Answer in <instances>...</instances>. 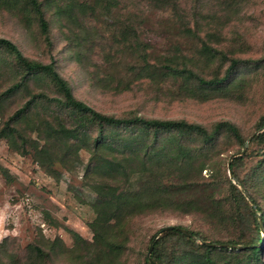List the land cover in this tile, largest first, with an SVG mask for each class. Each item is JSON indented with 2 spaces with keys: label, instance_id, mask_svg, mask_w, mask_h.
<instances>
[{
  "label": "rangeland",
  "instance_id": "1",
  "mask_svg": "<svg viewBox=\"0 0 264 264\" xmlns=\"http://www.w3.org/2000/svg\"><path fill=\"white\" fill-rule=\"evenodd\" d=\"M39 1L48 21V40L34 13L24 8L23 3L15 6L4 0H0V37L10 40L29 60L41 63L54 60L56 70L68 82L74 96L96 110L116 116L137 114L146 118L185 119L208 129L218 121L232 122L247 139L239 148L226 131L218 135L212 145L213 153L225 166L235 157L232 155L238 156L247 147L250 136L258 132L255 123L264 112L263 75L257 83L251 82L243 101L216 96L218 93L214 92H208L214 96L206 100L185 88L181 77L153 81L132 74L130 67L136 66L138 53L124 48L121 42L123 33L132 37L127 31L134 27L139 49H146L153 63L163 64L166 57L176 55L178 68L185 65L208 79L223 74L233 57L249 58L252 63L264 59V0H179L175 13L160 10L154 0H102L101 4H95L96 0ZM67 4H74V11L82 4L96 5L93 17L85 21L86 27L79 25L83 31L69 23ZM203 42L218 50L215 58L210 59L204 53ZM236 71L234 78L255 76L253 71L241 67ZM23 73L24 69L14 65L9 52L0 47V93L19 81ZM40 77L29 81L28 89L21 88L2 100L0 126L30 93L46 90L48 81ZM31 128L32 125L25 127L37 139V131ZM89 158V153L80 149L78 160L72 158L67 166L56 161L52 166L55 179L37 164L32 153L21 155L0 139V165L10 175L6 180L0 172V242L7 237V255H1L0 264L29 263L30 244H38L50 253V258L41 264H82L75 256L80 251L75 245V234L92 241L89 223L95 217L91 203L96 193L89 185ZM261 169L256 174L259 177L249 181L259 193L258 221L261 216L264 218V184L260 183L264 179V166ZM225 172L230 177V171ZM201 174L199 180H208L210 173L204 169ZM214 191L217 199H225L229 194L225 180L220 179ZM210 192L211 187L191 194L206 200ZM202 200L199 209L186 214L175 204L130 219L122 234V238L127 237V249L121 257L123 264H143L151 236H159L160 230L169 225L186 227L209 240L222 242L250 241L256 235L254 223L249 229L241 224L234 204L225 208L223 217L216 219L210 215L209 203ZM259 234L264 238L262 225ZM257 246H262L259 262L264 264V245L257 242ZM167 247L165 244L164 248ZM237 249L227 248L226 252L233 256L220 264H235L246 258V252Z\"/></svg>",
  "mask_w": 264,
  "mask_h": 264
},
{
  "label": "trees",
  "instance_id": "2",
  "mask_svg": "<svg viewBox=\"0 0 264 264\" xmlns=\"http://www.w3.org/2000/svg\"><path fill=\"white\" fill-rule=\"evenodd\" d=\"M4 1L15 6L23 3L24 8L34 13L41 32L48 40V21L39 0ZM101 1L96 0L95 4H101ZM178 1L154 0L160 10L174 13ZM95 4L79 5L80 12L73 10L74 4H67L69 23L83 31L79 25L85 26V21L93 17ZM111 6L104 5L105 8ZM177 16L182 19V16ZM185 29L191 31L189 28ZM127 33L132 37L128 38L129 35L123 33L122 46L135 51L139 57L136 66L130 67L132 74L138 75L140 79L153 81L181 77L185 88L193 94H200L206 100L214 96H210L208 92H214L218 93L216 96L243 101L247 98L251 82L257 83L264 76V59L252 63L249 58L233 57L229 59L223 74L208 79L185 65L178 68L176 55L166 57L163 64H155L146 49H139L140 41L135 28L130 27ZM0 47L9 52L15 66L24 69L20 80L0 93V104L11 93L21 88L28 89L29 81L33 79L41 76L39 79L45 77L48 81L45 84L46 90L30 93L28 99L3 120L0 139H4L10 149L21 155L32 153L37 164L55 179L57 176L54 175L52 166L56 161L67 166L72 158L78 160L80 149L86 150L90 155L89 185L96 193L95 200L91 203L95 217L89 223L93 239L88 241L75 234V245L79 252L83 251L75 254L79 262L123 264L121 257L127 249V237L122 238V234L130 219L175 204L185 214L199 209L202 199L191 192L211 187L210 195L202 200L209 203L210 215L220 219L225 215V208L234 204V211L241 224L249 229L251 223H254L256 235L250 241L222 242L209 240L198 231L182 227L191 233L188 236L176 229L181 226L169 225L172 228H162L159 236L152 235L149 240L152 245L151 264H220L233 256L226 252L227 248H238V251L246 252V258L237 260L235 264H243L244 260H247L244 264H261L259 255L262 246H257V242L264 245V238H260L259 234L261 225L264 226V218L261 216L260 221L257 219L256 212L261 208L259 193H256V188L249 181L250 178H258L256 174H260L264 166V112L255 123L258 132L250 136L244 153L233 157L228 167L214 157L216 153H213L212 145L218 135L226 131L241 148L247 138L234 123L218 121L208 129L185 119L103 113L74 96L68 82L56 70L54 60L51 59L49 63L29 60L10 40L3 37H0ZM202 49L210 59L218 54L217 49L205 42ZM239 67L253 71L255 76L252 74L234 78ZM98 80L105 81L102 78ZM31 125L33 128L30 130L37 131V139L32 138L25 129ZM204 169L210 173L208 180H199ZM226 169L230 171V177H227ZM0 172L6 180L10 178L6 167L0 165ZM220 179L225 180L229 189L225 199L214 196V188ZM260 183L264 184V179ZM6 241L7 237L0 242V257L7 255ZM165 244L167 249L164 248ZM27 247L29 263L26 264H41L50 258V253L38 244ZM143 264H150L147 256L144 257Z\"/></svg>",
  "mask_w": 264,
  "mask_h": 264
},
{
  "label": "water",
  "instance_id": "3",
  "mask_svg": "<svg viewBox=\"0 0 264 264\" xmlns=\"http://www.w3.org/2000/svg\"><path fill=\"white\" fill-rule=\"evenodd\" d=\"M264 129V128H263ZM245 149H246V146H244L243 147V149L238 153L239 155L240 154H242L244 151H245ZM233 156H236V154H234V155H232V157ZM231 157V158H232ZM230 161H231V159L229 160V162H228V167H229V164H230ZM166 228H172V226H167V227H164V229H166ZM176 229L177 230H179V231H181V232H183V233H185V234H187L188 236H190L191 235V233L190 232H188L185 228H182V227H176ZM151 249H152V245H150V247H149V249H148V262L151 264V261H150V252H151Z\"/></svg>",
  "mask_w": 264,
  "mask_h": 264
}]
</instances>
